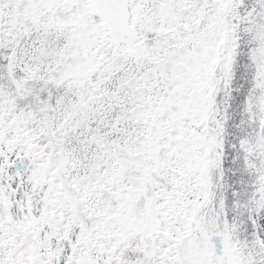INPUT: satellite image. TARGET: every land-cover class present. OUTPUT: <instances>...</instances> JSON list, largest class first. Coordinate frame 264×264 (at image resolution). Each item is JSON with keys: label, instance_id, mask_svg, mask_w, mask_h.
Masks as SVG:
<instances>
[{"label": "snow or ice", "instance_id": "1", "mask_svg": "<svg viewBox=\"0 0 264 264\" xmlns=\"http://www.w3.org/2000/svg\"><path fill=\"white\" fill-rule=\"evenodd\" d=\"M0 264H264V0H0Z\"/></svg>", "mask_w": 264, "mask_h": 264}]
</instances>
